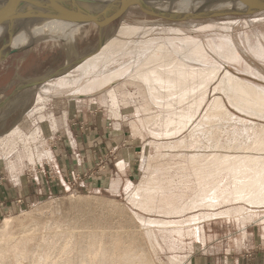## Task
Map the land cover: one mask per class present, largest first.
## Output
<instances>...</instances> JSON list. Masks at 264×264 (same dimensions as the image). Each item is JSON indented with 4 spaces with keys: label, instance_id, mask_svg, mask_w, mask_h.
I'll return each instance as SVG.
<instances>
[{
    "label": "rangeland",
    "instance_id": "rangeland-1",
    "mask_svg": "<svg viewBox=\"0 0 264 264\" xmlns=\"http://www.w3.org/2000/svg\"><path fill=\"white\" fill-rule=\"evenodd\" d=\"M254 18L197 22L192 27H182L178 35L154 36L156 39H192L204 47V74L198 78L197 74H189V99L179 96L181 81L178 73L182 74L174 70L176 61L170 58L163 61L151 59L146 67L136 68V73L109 81L101 89L86 94V98L69 96L71 89L87 83L86 78L75 83L76 68L69 70L63 78L48 81L50 87L59 80L69 78L70 81L64 87H52L54 94L48 100L53 98L59 102L63 97L64 100H82L74 101L75 104L78 102L80 111L105 114L110 118L111 127L127 138L118 144L116 140L110 144L105 141L108 147L98 152L87 173L65 181L68 190L57 186L59 182L53 180L57 170L54 158H48L61 142L60 134L40 137L32 130L21 133L16 140L5 137L9 133L0 137L3 144H0V188L7 193L8 188L13 189L18 182H33V189L25 196L21 195V199L14 195L10 198L7 193L9 198L0 201V226L5 218L31 211L45 201H52L53 213L59 215L60 198L70 194L105 197L122 204L139 224L148 229L159 264H193L196 259L204 260V264H264V205H251L235 199L234 184L229 183L231 178L227 173L234 157L259 156L264 159V110L261 112L250 107L243 98L230 100L221 88L222 78L228 72L264 93V63L249 49H257V41L264 46V17L262 21ZM249 20L252 21L249 23ZM145 24L150 25L132 17L113 20L106 27L104 42L117 36L122 26ZM33 28L39 29V26ZM1 32L0 44L3 41L11 45L13 38L7 35L8 28L4 26ZM228 36L237 48L235 59L220 56L214 50V45H219L221 39ZM245 39H249L248 44ZM99 41L98 26L88 24L76 27L65 38L46 41L9 56L0 64V99L12 95L19 85L88 55ZM119 63L109 65L108 71L98 78L103 80L111 75L119 69ZM147 72L150 75L154 72L153 77L157 78L154 85L144 83L142 75ZM188 73L182 76L187 77ZM38 90L37 87L23 95L21 103L24 101V106H19L17 100L10 102V109L4 111L10 110L11 115L0 134L15 125L32 106L40 104L37 103L40 98ZM33 114L37 117L36 113ZM31 134L34 142L30 139ZM30 143L34 145L32 149ZM128 144L135 150L133 167L124 174L121 173L123 169L111 162L112 176L108 181L113 189L108 185L88 187L83 191L72 189L84 179L89 181L102 175L109 160H114L120 148L124 149ZM101 165L104 170L98 172ZM14 176H18V182ZM76 177L81 179L75 182ZM137 191L141 197L151 193L146 204L133 201ZM7 203L11 204L6 210ZM240 209L248 211L245 217L239 215ZM45 212L42 220L49 218V213ZM214 214L222 216H211Z\"/></svg>",
    "mask_w": 264,
    "mask_h": 264
},
{
    "label": "bare ground",
    "instance_id": "bare-ground-1",
    "mask_svg": "<svg viewBox=\"0 0 264 264\" xmlns=\"http://www.w3.org/2000/svg\"><path fill=\"white\" fill-rule=\"evenodd\" d=\"M263 15L264 13H261L241 18L256 17L257 19H254L261 20L264 17ZM251 21L249 20V23ZM196 23H177L171 25L145 24L138 27L122 26L118 30L117 36L106 41L107 43L104 42L97 51L84 57L74 67L76 68L74 72L77 73L75 83H81L84 78L87 79V83L82 87L77 86L71 89L68 92L69 96L86 98V94L89 95L101 89L109 81L127 76L131 72L136 73L138 71L136 68L142 69L146 67L151 59L163 61L165 58H170L176 61L173 64L174 70H178L182 75H186L189 72L187 77L178 73L181 81L179 96L181 99H189L191 97L188 94L189 89H187V79L191 77L189 74H197L196 78L204 74V69L202 68L204 58H206L204 56V47L192 39L181 40L178 37L156 39L154 36L165 33L168 35H178L182 27H192V24L194 26ZM2 28L3 25H0V40L2 39ZM75 30L76 27L46 23L41 25L39 29H34L33 26L8 28L9 34L7 33V35L13 38L11 46L15 48L26 46L33 40L41 37L53 36L57 39H62L69 36ZM245 41L247 44L249 43V39H245ZM257 44V49L253 50L251 47L249 49L253 52L256 59L264 63V46L258 41ZM214 50L223 57L229 56V58L232 57L234 59L237 57L236 45L229 36L223 37L219 45L215 44ZM125 60L127 62H124ZM117 62H120L119 69L114 70L111 75L109 74L103 80L98 78V76L108 71L107 67L109 65L111 66V64ZM192 65L195 68L191 67ZM247 71L249 70L247 69ZM68 72L60 75L58 78L64 77ZM153 75L154 72L152 75L149 72L143 73L144 83L149 85L152 83L154 85L157 78L153 77ZM69 82V78L65 81L59 80L52 87L58 89L68 85ZM47 83L45 82L38 86L39 90L37 93L40 98L37 103L43 104L45 101H48V98L53 96V89ZM221 88L224 92H227L230 100L234 101L237 98H243L250 107L257 108L261 112L264 110V93H260L259 89L242 80L235 79L228 72H225L222 78ZM151 89L153 90V88ZM20 134V129H13L5 137L15 139ZM30 136L32 138H29L34 142L33 135L31 134ZM33 146L30 143V149ZM227 173L230 174L231 178L229 183L234 184L233 188L235 191L233 195L235 199L243 200V202L245 201L251 205H264L263 158L259 156L234 157L227 168ZM150 194L147 193L141 197L137 191L133 201L135 200L137 203L144 205L147 203ZM60 200L61 213L59 215L53 213L52 201H45L41 205L35 206L31 211L23 212L18 216L7 217L3 220L0 226V264L160 263L156 262V248L153 247L148 229L139 224L131 216L130 212L116 200L74 194L62 197ZM45 211L49 213V218L42 220V214ZM247 212L243 209L238 211L241 217H245ZM211 216L217 217L222 216V214ZM224 216H228L227 213H224Z\"/></svg>",
    "mask_w": 264,
    "mask_h": 264
},
{
    "label": "water",
    "instance_id": "water-1",
    "mask_svg": "<svg viewBox=\"0 0 264 264\" xmlns=\"http://www.w3.org/2000/svg\"><path fill=\"white\" fill-rule=\"evenodd\" d=\"M261 13H264V0H0V25L6 28L40 27L46 23L73 28L95 24L100 30V41L88 55L97 51L104 42L108 24L119 18L132 17L147 24L171 25L249 17ZM55 39L53 36L41 37L26 46L15 48L2 41L0 62L10 55ZM86 56L56 69L27 88L16 89L10 98L22 90L35 89L59 77L77 66Z\"/></svg>",
    "mask_w": 264,
    "mask_h": 264
},
{
    "label": "crops",
    "instance_id": "crops-1",
    "mask_svg": "<svg viewBox=\"0 0 264 264\" xmlns=\"http://www.w3.org/2000/svg\"><path fill=\"white\" fill-rule=\"evenodd\" d=\"M2 62H0V64ZM38 79L19 85L15 88V90L18 88H27ZM27 91L28 90H22L12 98H10V95L6 98L0 99V130L5 127L8 122V116L11 115L10 110L5 112V109L11 106L10 102H13V100H17V104L19 106H24L20 100ZM64 98L65 97H63L59 102L52 98L45 101L43 104L32 106L33 108H31V110H29L26 114L21 115L20 120L17 121L15 125H13L10 129L3 131V133L0 134V137L10 133L13 129H20L22 134L35 130L37 134L41 135L40 137L50 135L55 136L56 134H60L62 140L56 146L54 153H49L48 158L52 157V160L54 158L53 162L55 169L57 170L56 179L54 178L53 180H55L56 183L59 182L57 186L61 188L64 186L69 190V187L65 182L66 180L68 181L76 175L80 176L81 174L83 175L84 173H87L88 169L93 165V160L100 150H104V147L107 148V145H109L111 141L116 140V143L118 144L127 137L123 138V135L119 133L118 129L111 127L109 123L110 118L105 114H97V112H93L92 110L82 112L78 109V102L76 104L74 102H80L82 100H64ZM70 110H72V112ZM11 111L13 112V110ZM33 113H36L37 117H34ZM105 141H108L109 144ZM133 153H135V150H132V146L130 144L125 146L124 149L120 148L118 152L119 155H117L114 160H109L102 175L94 177L89 181H85L84 179V181H81L80 184L74 185L72 189L83 191L88 187L99 188L103 185H108L107 187L113 189L112 183L108 181L112 176L111 162L120 167V170L123 169L121 173L125 174V172H128V170L130 171L133 167L135 157V154ZM109 171H111V174L108 173ZM57 178L59 180H57ZM14 179H16L15 182H18V176H14ZM53 180L51 179V181ZM41 181V186H43L44 181L42 178ZM15 187H13V189L8 188L7 193L10 195V198L14 195L21 199V195L25 196L29 193L28 191H30V189H33V182L30 184L28 181L23 180L18 182ZM53 187L54 185L52 188ZM4 191H6L4 188H0V201L9 198L7 193ZM10 204L11 203L6 204V210L10 208ZM193 264H204V260L196 259Z\"/></svg>",
    "mask_w": 264,
    "mask_h": 264
},
{
    "label": "built area",
    "instance_id": "built-area-1",
    "mask_svg": "<svg viewBox=\"0 0 264 264\" xmlns=\"http://www.w3.org/2000/svg\"><path fill=\"white\" fill-rule=\"evenodd\" d=\"M48 149H49V148H48ZM45 159H46V158H45ZM46 161L49 162V160H47V159H46ZM103 170H104V165L98 166V172H103ZM90 176H92V175L90 174ZM80 179H81V178L76 177V178H75V182L78 181V180H80Z\"/></svg>",
    "mask_w": 264,
    "mask_h": 264
}]
</instances>
